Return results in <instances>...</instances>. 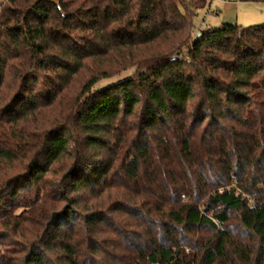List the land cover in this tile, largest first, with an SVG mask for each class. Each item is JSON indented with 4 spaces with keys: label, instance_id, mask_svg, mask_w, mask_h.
<instances>
[{
    "label": "trees",
    "instance_id": "trees-1",
    "mask_svg": "<svg viewBox=\"0 0 264 264\" xmlns=\"http://www.w3.org/2000/svg\"><path fill=\"white\" fill-rule=\"evenodd\" d=\"M205 5L4 0L0 264H264V22Z\"/></svg>",
    "mask_w": 264,
    "mask_h": 264
},
{
    "label": "rangeland",
    "instance_id": "rangeland-1",
    "mask_svg": "<svg viewBox=\"0 0 264 264\" xmlns=\"http://www.w3.org/2000/svg\"><path fill=\"white\" fill-rule=\"evenodd\" d=\"M4 0H0V11ZM205 21L207 26H219L223 23H237L241 26H250L264 22V1H235V0H206V5L200 8L194 18L195 29L198 25ZM195 34V30H194ZM135 68H129L120 71L108 78H103L99 82V86L107 85L109 83L118 81L132 74ZM11 78V77H10ZM9 78V79H10ZM78 86V85H77ZM13 94L9 91V95ZM15 94V93H14ZM9 96V97H10ZM8 97V98H9ZM41 129H38V131ZM50 179L56 180V175L50 174ZM117 190V191H116ZM112 197L106 196L98 204V207L108 208L110 205L126 204L128 206L127 212H113L111 213L114 222L122 223L123 229L134 236L141 234L142 227L140 220L134 215L140 209L139 199L127 194L126 197L118 189H113ZM97 200L96 202H99ZM61 206V203L60 205ZM63 206V205H62ZM134 214V215H133ZM106 229H109L106 227ZM104 230V229H103ZM105 231V230H104ZM110 233H103L101 236H109ZM110 238V237H109ZM134 241V237H130ZM0 248H4L0 245ZM110 250H113L110 248Z\"/></svg>",
    "mask_w": 264,
    "mask_h": 264
},
{
    "label": "built area",
    "instance_id": "built-area-1",
    "mask_svg": "<svg viewBox=\"0 0 264 264\" xmlns=\"http://www.w3.org/2000/svg\"><path fill=\"white\" fill-rule=\"evenodd\" d=\"M207 27V24L205 21L201 22L198 27L195 29V36L201 37L202 36V30Z\"/></svg>",
    "mask_w": 264,
    "mask_h": 264
}]
</instances>
